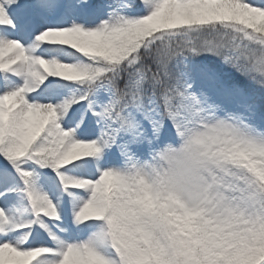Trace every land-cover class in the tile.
Segmentation results:
<instances>
[{"label":"snow or ice","instance_id":"1","mask_svg":"<svg viewBox=\"0 0 264 264\" xmlns=\"http://www.w3.org/2000/svg\"><path fill=\"white\" fill-rule=\"evenodd\" d=\"M0 264H264V0H0Z\"/></svg>","mask_w":264,"mask_h":264}]
</instances>
